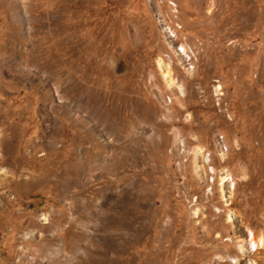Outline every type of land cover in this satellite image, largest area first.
<instances>
[{"label":"rangeland","instance_id":"1","mask_svg":"<svg viewBox=\"0 0 264 264\" xmlns=\"http://www.w3.org/2000/svg\"><path fill=\"white\" fill-rule=\"evenodd\" d=\"M251 231L264 0H0V264H264Z\"/></svg>","mask_w":264,"mask_h":264},{"label":"built area","instance_id":"2","mask_svg":"<svg viewBox=\"0 0 264 264\" xmlns=\"http://www.w3.org/2000/svg\"><path fill=\"white\" fill-rule=\"evenodd\" d=\"M166 30L169 33L171 39H172V31H177L176 29H173L170 25L166 27ZM187 49H188L187 46L183 44V50H178V52L180 53L181 51H187ZM187 61L191 62L192 59L187 60ZM192 67L193 66H191V68ZM217 138H218L217 141H218L219 145L221 146V148L227 149V147L224 146V139H219V136ZM252 238H253V236L251 235V242H247L248 243V250L250 253L256 252L259 248L258 243H255ZM247 263L256 264V260L249 259Z\"/></svg>","mask_w":264,"mask_h":264},{"label":"bare ground","instance_id":"3","mask_svg":"<svg viewBox=\"0 0 264 264\" xmlns=\"http://www.w3.org/2000/svg\"><path fill=\"white\" fill-rule=\"evenodd\" d=\"M175 32V31H174ZM173 36H176V34L175 35H173ZM180 50H183V45H182V49H180ZM181 52H183L184 54H187V51H181ZM180 52V53H181ZM159 63H160V65H161V67H162V61L161 60H159ZM165 76H166V78H167V81L169 82V84H174V79H173V77H172V75H171V72H170V70L169 69H167L166 70V74H165ZM229 173H227L225 176H223V183L226 181V180H229ZM251 235L253 236V233H252V231H251ZM253 240H254V242L255 243H258L254 238H252ZM250 242H251V240H250ZM260 242L263 244L264 243V238H261L260 239ZM259 242V243H260ZM259 243H258V245H259ZM260 246V245H259Z\"/></svg>","mask_w":264,"mask_h":264}]
</instances>
